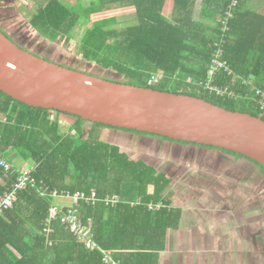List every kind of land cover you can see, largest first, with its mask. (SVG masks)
Masks as SVG:
<instances>
[{"label": "trees", "instance_id": "trees-1", "mask_svg": "<svg viewBox=\"0 0 264 264\" xmlns=\"http://www.w3.org/2000/svg\"><path fill=\"white\" fill-rule=\"evenodd\" d=\"M169 1L172 5L167 14ZM233 1H93L91 10L85 14L91 27L84 34H76L80 50L78 54L85 62L94 63L107 71L112 70L118 77H103L105 79L201 97L216 106L264 120V115L256 106L249 110L245 108L244 102L252 100L223 98L203 89L215 50L213 44L220 41L223 35L221 18ZM244 1L238 0L225 47L227 60L234 71L239 69L235 60V37L242 31L239 25L244 23L250 13L244 9ZM197 6L199 9L196 13ZM96 7H105L106 11L133 10V13L126 19L110 16L92 23ZM31 12L29 24L39 33L48 35L43 37H48L50 41H57L62 35L70 36L71 31H77L83 19L82 12L74 13L61 0L48 1ZM156 74L160 75L159 82L149 84L148 80ZM217 78V83L225 85L234 81L233 76L224 73ZM199 83V88L203 90H196ZM234 86L244 95L252 94L248 92L249 87L240 84L239 80ZM0 112L8 114L10 120L0 125V157L9 158L16 166L19 165L17 162L26 161L36 164L34 175L37 184L45 181L60 189L82 191L87 195L95 190L101 200L115 195L123 199L124 204L115 209L102 203L96 207H83V217L93 220L96 242L101 248L115 250V260L120 264H132L123 259L119 251L133 247L130 242L138 237L143 226L144 236L148 234L152 240L150 245L144 247L155 251L164 247L167 226L171 220L167 218L165 222L166 210L155 213L146 206L152 202L160 203L168 179L145 161L132 160L119 146L100 140L98 130L107 128L141 137L172 140L101 124H91L93 131L86 137L87 122L76 115L29 106L1 91ZM54 112L76 118L68 132L62 129L61 119L54 117ZM71 130H76V134H71ZM228 153L247 159L241 154ZM14 178L6 177L0 166V195L10 190ZM150 186L155 187L151 196ZM139 198L146 205L131 208L130 203ZM53 203V199L42 198L34 187L19 193L16 206L0 219V264H105L100 249L91 251L61 222L56 224L54 243H47L43 229ZM145 253L150 256L147 258L156 255V252Z\"/></svg>", "mask_w": 264, "mask_h": 264}, {"label": "crops", "instance_id": "crops-1", "mask_svg": "<svg viewBox=\"0 0 264 264\" xmlns=\"http://www.w3.org/2000/svg\"><path fill=\"white\" fill-rule=\"evenodd\" d=\"M29 4L37 5L34 0ZM171 5L169 1L168 6ZM244 9L250 13L239 25L242 31L235 37V60L239 67L235 78L240 84L247 80L261 86L264 84V0H245ZM144 138L158 144L154 148L158 154L161 153L158 147L174 148V154L168 158L141 159L168 179L160 203L152 202L146 207L155 213L166 210L165 222L167 218L171 221L162 249L144 247L152 240L148 234L144 236L143 226L138 237L130 242L134 248L119 251L123 259L132 264H264V170L255 162L226 151ZM154 191L155 187L150 186L149 195ZM114 197L120 196L106 198ZM120 204H124L122 198L118 205L106 207L115 209ZM143 205L146 204L142 198L130 203L131 208ZM55 232L51 234L53 241ZM108 250L115 255V250ZM145 252L156 255L147 258L150 256Z\"/></svg>", "mask_w": 264, "mask_h": 264}, {"label": "water", "instance_id": "water-1", "mask_svg": "<svg viewBox=\"0 0 264 264\" xmlns=\"http://www.w3.org/2000/svg\"><path fill=\"white\" fill-rule=\"evenodd\" d=\"M0 91L54 109L177 143L241 154L264 168V120L201 97L105 79L34 54L0 29Z\"/></svg>", "mask_w": 264, "mask_h": 264}, {"label": "built area", "instance_id": "built-area-1", "mask_svg": "<svg viewBox=\"0 0 264 264\" xmlns=\"http://www.w3.org/2000/svg\"><path fill=\"white\" fill-rule=\"evenodd\" d=\"M237 6L238 0H234L233 4L229 6V9L225 13V16L221 18V30L223 35L220 41L213 44L215 50L211 57L207 79L203 84V89L223 98H237L239 100L245 97H253L255 102L259 104L260 113L264 115V87L255 86L251 81L243 80V85L250 87L253 96H250L248 93L244 95L235 89L234 85L238 83V78H235L236 72L226 57L227 53L225 47L227 45V34L231 31V20L235 16L234 10ZM222 73L233 76V83L228 85L217 83V76H221ZM159 79L160 75L156 74L151 76L148 82L153 85L159 82ZM199 86H201V83L198 84L196 90H203L199 88ZM9 122L8 114L0 112V125ZM0 166L3 168L6 177H15L11 183L10 190L0 195V219L6 212L12 210L16 206L21 191L27 190L28 187H34L42 198H50L54 201L53 205L49 208L48 218L45 221L43 229L47 237V242L50 245L54 243V241L51 240V234L55 232L54 225L57 222H61L79 242L85 244L91 251L100 249L104 254L103 260L105 263L120 264L119 261L113 258L111 250L101 248L96 242L93 220L83 217L84 206L96 207L99 203H103L107 206L114 207L120 203V197L101 200L94 191H92L90 195H87L82 191L72 192L67 189H60V187H55L45 181H41L39 185L34 175L36 164L31 162L26 161L16 166L9 158L1 156Z\"/></svg>", "mask_w": 264, "mask_h": 264}, {"label": "rangeland", "instance_id": "rangeland-1", "mask_svg": "<svg viewBox=\"0 0 264 264\" xmlns=\"http://www.w3.org/2000/svg\"><path fill=\"white\" fill-rule=\"evenodd\" d=\"M34 1L37 3V5L32 6L33 4H31V6H29V3H31L32 0H0V27L8 34V36H10L14 41L18 42L21 46L27 48V50L30 52L39 54L47 59L69 65V67H72V69L89 72L95 74L96 76L105 78H118L116 73L112 70L107 71L98 65H95L94 63L85 62L82 56L78 54V40H69L70 37L72 39L73 36L76 37V34H80L81 32L84 34L86 29L91 27V22H89L85 14L91 10V3L96 0H61L62 3H64L66 7L72 10L74 13L82 12L81 16L83 19L81 25L79 24L77 31L76 29L71 31L72 33L70 34L69 38L59 37L57 41H50L48 37H43L48 35L43 34L42 32L39 33L29 24L28 19L32 15V12H30L29 9L32 7L39 8V6L45 5L51 0ZM169 8L170 7L167 5V14L170 11ZM198 9L199 6L196 8V13ZM93 13L92 23L96 22V20L110 16H116L121 19H124L125 17L129 18V15L133 13V10L106 11L105 7H96L93 10ZM196 16L197 15H195V17ZM250 96H253V93L250 94ZM248 99L252 101L244 102V106L247 110L251 109L253 106H256L258 110L260 109L258 102H255L253 97ZM53 115L54 117L57 116L61 119V126L65 132H68L70 126L75 123V118L71 116L58 114L56 112H54ZM92 129L93 126L90 123L85 124L86 137L91 134L93 131ZM70 132L73 135L76 134V130H71ZM121 132L122 131H113V129L98 130L100 140L119 146L122 152L126 153L134 161H139L141 159L149 161L152 159L151 157L165 159L171 154H174V148L170 145L158 147L157 149L161 150V153L158 154L157 152H154L155 146L158 145L156 142L149 141L148 139L141 136L138 137L136 135H130L126 132ZM17 163L19 165L23 164V162ZM93 191L96 192L95 190Z\"/></svg>", "mask_w": 264, "mask_h": 264}, {"label": "flooded vegetation", "instance_id": "flooded-vegetation-1", "mask_svg": "<svg viewBox=\"0 0 264 264\" xmlns=\"http://www.w3.org/2000/svg\"><path fill=\"white\" fill-rule=\"evenodd\" d=\"M0 29L4 32V33H6L1 27H0ZM7 34V33H6ZM8 35V34H7ZM10 37V36H9ZM11 38V37H10ZM12 39V38H11ZM18 43V42H17ZM115 131H117V130H115ZM128 134H130V135H136V134H131V133H128ZM136 136H138V137H140V135H136ZM144 138V137H143ZM196 146V145H195ZM197 147H199V146H197Z\"/></svg>", "mask_w": 264, "mask_h": 264}]
</instances>
